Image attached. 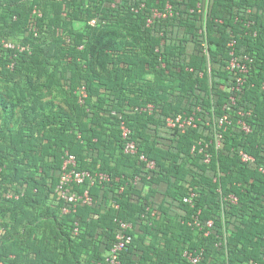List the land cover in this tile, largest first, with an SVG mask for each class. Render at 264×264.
Instances as JSON below:
<instances>
[{
	"label": "trees",
	"instance_id": "trees-1",
	"mask_svg": "<svg viewBox=\"0 0 264 264\" xmlns=\"http://www.w3.org/2000/svg\"><path fill=\"white\" fill-rule=\"evenodd\" d=\"M230 42L252 58L240 90ZM263 83L264 0H0V264H97L120 220L122 264H264ZM70 154L110 177L73 186L91 204L56 190Z\"/></svg>",
	"mask_w": 264,
	"mask_h": 264
},
{
	"label": "built area",
	"instance_id": "built-area-1",
	"mask_svg": "<svg viewBox=\"0 0 264 264\" xmlns=\"http://www.w3.org/2000/svg\"><path fill=\"white\" fill-rule=\"evenodd\" d=\"M168 8L170 10L171 4H168ZM35 12H37L35 10ZM171 13V12H169ZM172 14V13H171ZM167 15V13L163 14ZM155 16H162V13L159 11L155 12ZM95 21H93L94 23ZM150 22V20H149ZM2 44H4L5 47L12 48V49H19L20 51H23L26 49V46L13 43L11 41L3 40ZM230 46H232L231 51V60L229 62L228 68L231 71H238L239 74L236 76V85H234L231 89L232 90H240L241 86L245 82L244 75H246L250 71V65L252 63V58L249 57V55H239L236 53V50L234 48V43L230 42ZM207 47V46H206ZM205 51L208 53V50L205 49ZM264 88V83H263ZM79 100L81 103L85 102V98L87 97V91L86 88L83 86L79 89ZM234 101V97H232ZM154 106L152 104H149L144 107H137L136 110L138 111H152ZM243 114V113H242ZM219 126L222 127L223 125L230 123L229 121V115L225 114L222 117H220L218 120ZM239 123L242 126V129L249 132L251 130V127L246 123L244 120H240ZM167 125L171 128H178L182 131L186 129L188 126H196L195 123V117L193 115L184 116V115H177V116H171L167 118ZM120 128L122 130L123 137L127 140L124 146L125 152L130 154H136L138 152V145L137 143L130 139V134L132 133L131 128L127 125L125 121H122L120 124ZM141 160L147 162V166L149 168H154L156 165V162L154 160L148 161V158L145 156V154L140 155ZM241 158L244 162H253L255 161L254 156L248 154L245 151L241 152ZM206 161H210V156H206ZM76 157L73 154L68 155L64 162L63 166V172L60 176V181L57 185V192L60 195L61 198L64 200L72 203L73 205L78 204H91L93 202V197L90 195V192L88 189L80 193L79 191L74 189V185H83L86 181L90 180L92 184L95 183V181H107L110 179L109 175L106 173H96L93 174L89 170H78L76 168ZM261 170L264 171V167H261ZM138 179V178H137ZM12 194H8L7 197H12ZM194 193H192L191 196H188L185 198L186 202L192 203ZM18 197V196H17ZM231 201H237V197L235 195H231L229 197ZM65 212H68V208H64ZM195 223L198 224L197 217H195ZM191 224V223H189ZM213 221L209 220L208 225L212 226ZM133 229V224L128 221L120 220L119 221V230L116 235V241L114 242L113 246L108 250V252L105 254V258L102 261H99L97 264H122L121 261V252L124 250V248L133 240V235L131 233ZM78 232V228L75 229V233ZM2 233V228L0 227V234ZM186 258L192 262L193 264H198L201 262L202 256H203V250L202 251H193V250H186L185 254Z\"/></svg>",
	"mask_w": 264,
	"mask_h": 264
}]
</instances>
